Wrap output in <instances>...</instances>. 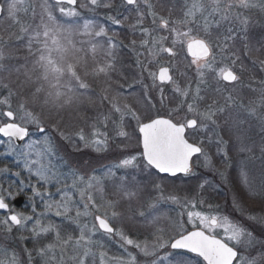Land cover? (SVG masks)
Instances as JSON below:
<instances>
[{
	"label": "snow or ice",
	"instance_id": "obj_1",
	"mask_svg": "<svg viewBox=\"0 0 264 264\" xmlns=\"http://www.w3.org/2000/svg\"><path fill=\"white\" fill-rule=\"evenodd\" d=\"M257 8L264 13V0H184L173 18L158 0H0V23L8 22L0 30V157L19 166L0 167V264H264V171L257 182L249 168L256 159L264 167V78L246 76L245 63L264 71V39L250 42ZM99 10L139 36L130 41L139 71L127 88L113 80H128L114 54L118 34L92 19H61ZM89 80L104 86L97 92ZM56 137L113 160L74 165ZM181 176L182 187L173 179ZM225 183L242 220L207 198ZM28 191L31 211H17ZM162 204L177 215L161 213ZM141 228L145 238L134 239ZM105 237L119 238L121 255L93 251Z\"/></svg>",
	"mask_w": 264,
	"mask_h": 264
},
{
	"label": "rangeland",
	"instance_id": "obj_2",
	"mask_svg": "<svg viewBox=\"0 0 264 264\" xmlns=\"http://www.w3.org/2000/svg\"><path fill=\"white\" fill-rule=\"evenodd\" d=\"M123 9H125V8H123ZM125 12H126V9H125L124 13ZM250 15L252 17V20L254 21V26L250 29V33H251L250 42L253 43V44H255L257 47H259L260 45H259L258 41H261L262 39H264V13L260 12V10L257 8V9H253L251 11ZM7 23H8L7 21H4L3 23H0V30H2L4 27H6L7 26ZM96 23H98V22H96ZM76 39H80V37H76ZM114 54H115V56L117 58V53H115V51H114ZM25 55L26 54L20 53L19 56H20V58L23 59V57ZM16 56H18V55L16 54ZM100 57H101V55L98 54V58H100ZM136 58H137V56H136ZM261 58L264 59V57H261ZM15 60L16 59H13L12 61L14 62ZM12 61L10 62L11 64H12ZM247 61L249 62V65H248L249 72L246 73V76L247 75H251L249 73H251V68L250 67L252 66V62L250 60H247ZM89 63H91L90 60H89ZM134 68H135V66H132V64H131L130 69L133 71ZM124 69H127V71H125V73H124V70H122V69L120 70V72L122 73V76L128 77V82L129 83H133V77H134L133 72H131L132 73L131 74L128 71L129 70V67L126 66V65H125V68ZM252 69H253L254 72L256 71L254 67ZM4 75L7 76L8 74L5 73ZM256 75H257V73H254L251 76H253L255 78ZM258 75H259V72H258ZM259 76H260L259 79H256L255 78L256 81H259L260 79L264 78V71H262L261 69H260V75ZM11 79L14 80L15 79V76H12ZM113 80L114 81H117L118 80L119 81V84L122 83L121 82L122 81L121 76L114 75L113 76ZM89 82L92 83V88L93 89L94 88L96 89L98 83H100V82H93L91 80H89ZM147 82H148V80L145 83H147ZM101 85H102V82H101ZM115 85L116 84L114 83L113 84V87L114 88H115ZM125 85H126V83H125ZM253 87H256V84L255 83L253 84ZM251 98L255 99L256 97H255V95H253ZM13 106H15V104H13ZM104 107L105 106H99V110L100 111H103L104 110ZM84 115L86 117H94L96 115V111L95 110H88V111H85ZM76 123L80 127H83L86 133H88L90 131V128H89L88 125L80 123L79 120H77ZM132 124H133V126H135V121H133ZM256 126H257V130L255 131V134L252 135L250 133V136H251V138L253 140H255L257 143H259V141L261 139V133L259 131L258 125H256ZM32 132H33V137L34 138H38L41 135L40 133H38V132L35 131V128H33ZM56 140H57V143L61 145V153H60V155L61 156H64V154L67 153L68 155L67 156H64V159H69V157H70V163H72L74 165L82 164L83 162L87 161V162H89V164H90L91 167H96L97 169H100L103 165H107L110 162H112V160H113V156L100 155V154H97V153H95L94 151H92L90 149H83L82 151L74 152L72 150V148H71L70 145L65 144L63 141H60L58 137H56ZM78 146H80L79 145V142H78ZM1 149H4L6 151L7 150V146L6 145H0V150ZM33 158H35V157L33 156ZM52 163H53V165L56 168L60 169L63 172H67L68 171V167L64 163V160L63 159H61L59 157H53ZM263 168H262V170H263ZM128 171L130 173L132 172V170H128ZM259 171L261 172V166L259 168ZM124 174H125V170H121V171H118L117 172V176H121V175H124ZM208 174H209V178H211V174L210 173H208ZM208 174H205V175H208ZM135 175L137 176V179H139V180H147L148 179V177L145 174H143V173L136 172ZM129 178H130V176H129ZM184 180L185 179L178 178V179L175 180V183H176L177 186L182 187ZM29 194H30V196L32 195L31 192ZM208 200L211 202V198L210 199L208 198ZM28 204H29V201H28L26 207L24 209H22V212H30L31 211V209L28 207ZM201 207H203V206H201ZM39 210H42V209H41V207L38 206V211ZM143 210H145L146 212L148 211L147 204L144 205ZM153 211H155V210H153ZM160 211H161V213H163V214H165L167 216L175 217L177 215V212L179 211V209L175 205L162 204V205H160ZM221 211L223 213H225V214H229L222 207H221ZM230 218H233V216H231V214H230ZM54 219H56V218H54ZM142 223L143 222L141 221V224ZM162 223H163V221H162ZM133 238L134 239L135 238L144 239L145 236L143 234V228H141V231H138ZM96 239H100V238L97 236ZM101 242L103 244H105L106 247L104 249H100V250H98L97 248L94 247L93 248V251L94 252H97L98 253V251H107L108 256H113V255L119 256V255L122 254L123 250L120 248V242H119V238L118 237L112 238V239H109V238L105 237ZM129 250H131V246H129ZM161 254H163V253H161ZM88 264H90V259H89ZM141 264H143V261H141Z\"/></svg>",
	"mask_w": 264,
	"mask_h": 264
},
{
	"label": "trees",
	"instance_id": "obj_3",
	"mask_svg": "<svg viewBox=\"0 0 264 264\" xmlns=\"http://www.w3.org/2000/svg\"><path fill=\"white\" fill-rule=\"evenodd\" d=\"M154 2H156V0H154ZM158 2H159V4H161L163 6V14L164 15H167L169 10H171L173 18L179 17L181 15V9H182L183 5L179 0H158ZM116 3L119 4V0H116ZM123 8L124 7L120 8L121 13H124V11H125V9H123ZM106 15H107L106 10H99L98 14H92V13L85 11L82 13L81 17H79V18L64 17L61 19L63 22H71V23H75V24H83L85 19H92L95 22H98L100 24H104L105 26L109 27L110 28V34L112 32L117 33L119 40L122 41V44L119 46V48L114 50L115 53H117V61H118L117 67L120 68V70L121 69L124 70V73H125V71H127V69H124L125 65H126L129 67L128 71L130 73L133 72L134 76H136V74L139 71L138 66L135 63L137 52L131 46L130 41L132 39L138 40L139 36L138 35L133 36L130 29L127 27L122 28L118 25H112L111 22L106 19ZM148 19L150 21V18H148ZM131 22H132V18L130 17L128 23H131ZM146 23H147V21H146ZM20 53L26 54V50L22 49L20 52L16 53L19 58H20V56H19ZM100 58H98V59H100ZM20 62L21 63L23 62L22 58H20ZM12 64L17 65V60H15L14 62L12 61ZM131 64H132V66H135L133 71L130 69ZM146 81H147V78L145 77V82ZM101 82L98 83L96 89L94 88L93 90H96L97 92H99L100 89L104 86L103 82L101 85ZM121 82H122L121 84H123L125 86V88H127V84L129 83L128 80L125 81L122 78ZM125 83H126V85H125ZM115 87H117V86L115 85ZM140 87H141V85L139 83L135 84V88L137 90H139ZM97 88L98 89L100 88V89L98 90ZM256 130H257V126L253 125V130L250 133L252 135H254ZM253 155L256 157H259L260 153H259L258 148H255L253 150ZM245 158H246V154H240L238 157H235L232 160V162H231L232 167L228 169V172L230 175H235L239 161L242 159H245ZM260 166H261V172L264 171V168L262 167V163H261L260 159H256V160L250 162V164H249V168L251 169L252 174L256 178L257 182L259 181L260 174H261V172L259 171ZM262 168H263V170H262ZM221 170H223V169H221ZM203 174H208V173H203ZM178 178L185 179L182 176L178 177ZM178 178H174V179L176 180ZM207 198H209V199L211 198V202H213V203H218L220 205V207H222L225 211H227L229 214H231V216L235 217L236 219H240V220L243 219V217H241V214L239 212H233V210H232L233 190H232L231 184L225 183L223 186L219 187L218 191L208 193ZM245 207H247V205ZM28 247H32V245L29 244Z\"/></svg>",
	"mask_w": 264,
	"mask_h": 264
},
{
	"label": "flooded vegetation",
	"instance_id": "obj_4",
	"mask_svg": "<svg viewBox=\"0 0 264 264\" xmlns=\"http://www.w3.org/2000/svg\"><path fill=\"white\" fill-rule=\"evenodd\" d=\"M179 1L184 6V0H179ZM183 6H182V8H183ZM245 63L247 65H249V62L247 60L245 61ZM253 67L254 66L252 64V66L250 67L251 68V73H249V74L253 75L254 73H257L255 78L259 79V77H260L259 76L260 75V68L258 66H255L254 68H255L256 71L254 72L253 69H252ZM258 72H259V75H258ZM13 107L15 108V106H13ZM4 151H5L4 149L0 150V152H4ZM5 165H8L9 167H11L13 171L18 170V168H19V166L14 163V157L13 156L0 157V167H4ZM22 175H24V173H22ZM5 179L11 181V180H15L16 178L14 176H8ZM17 183H18V181H17ZM29 193H30V191L27 192V195H24V196H21V197L18 198V200L22 199V202L20 204L18 203V201L16 202L15 207H16L17 211H22V209H24L26 207V205L28 203V196H30Z\"/></svg>",
	"mask_w": 264,
	"mask_h": 264
},
{
	"label": "water",
	"instance_id": "obj_5",
	"mask_svg": "<svg viewBox=\"0 0 264 264\" xmlns=\"http://www.w3.org/2000/svg\"><path fill=\"white\" fill-rule=\"evenodd\" d=\"M19 143H22V142H18V144H19ZM21 202H22V199H19V200H18V203L20 204Z\"/></svg>",
	"mask_w": 264,
	"mask_h": 264
}]
</instances>
